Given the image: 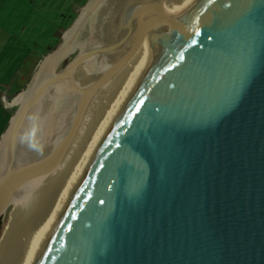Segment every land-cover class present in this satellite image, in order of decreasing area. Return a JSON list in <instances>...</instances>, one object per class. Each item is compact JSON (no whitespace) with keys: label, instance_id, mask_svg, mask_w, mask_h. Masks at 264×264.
Here are the masks:
<instances>
[{"label":"water","instance_id":"1","mask_svg":"<svg viewBox=\"0 0 264 264\" xmlns=\"http://www.w3.org/2000/svg\"><path fill=\"white\" fill-rule=\"evenodd\" d=\"M92 1L12 102L0 136V217L25 186L57 169L93 97L133 57L150 20L149 63L33 264H264V0H196L175 18L156 14L162 0H151L113 40L76 47ZM114 56L90 82H75L79 69ZM57 86L71 95L70 107L52 124L46 149L44 134L38 153L20 158L29 121Z\"/></svg>","mask_w":264,"mask_h":264},{"label":"bare ground","instance_id":"2","mask_svg":"<svg viewBox=\"0 0 264 264\" xmlns=\"http://www.w3.org/2000/svg\"><path fill=\"white\" fill-rule=\"evenodd\" d=\"M151 0H93L81 12L72 43L85 48L113 40L118 28L139 5ZM196 0H162L155 13L175 18ZM156 42L150 20L144 24L140 45L129 62L93 97L79 130L57 169L44 179L25 186L11 202L12 210L0 236V264H33L50 225L63 206L77 177L87 165L98 141L121 107L133 85L149 63ZM117 57V56H116ZM114 57L98 58L79 69L74 80L83 85ZM72 97L64 86L51 89L34 112L19 145V157L32 156L45 149L52 124L62 121ZM59 117V118H58ZM45 132V133H44Z\"/></svg>","mask_w":264,"mask_h":264},{"label":"rangeland","instance_id":"3","mask_svg":"<svg viewBox=\"0 0 264 264\" xmlns=\"http://www.w3.org/2000/svg\"><path fill=\"white\" fill-rule=\"evenodd\" d=\"M86 2L0 0V136L16 109L13 100L25 89L39 61L61 42ZM73 56L61 62L57 70ZM12 207L10 204L0 217V236Z\"/></svg>","mask_w":264,"mask_h":264},{"label":"crops","instance_id":"4","mask_svg":"<svg viewBox=\"0 0 264 264\" xmlns=\"http://www.w3.org/2000/svg\"><path fill=\"white\" fill-rule=\"evenodd\" d=\"M23 77H25V76H23ZM0 100L3 102V100H2V93L1 92H0Z\"/></svg>","mask_w":264,"mask_h":264}]
</instances>
